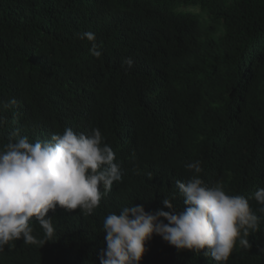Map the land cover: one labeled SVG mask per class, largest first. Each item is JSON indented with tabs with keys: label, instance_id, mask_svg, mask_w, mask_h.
I'll return each mask as SVG.
<instances>
[{
	"label": "trees",
	"instance_id": "trees-1",
	"mask_svg": "<svg viewBox=\"0 0 264 264\" xmlns=\"http://www.w3.org/2000/svg\"><path fill=\"white\" fill-rule=\"evenodd\" d=\"M88 31L99 58L77 37ZM0 117V148L16 129L35 142L99 128L123 173L91 215L57 207L53 240L11 242L0 264H100L104 218L132 203L168 211L162 199L197 160L205 183L248 198L259 217L227 264H264L252 198L264 188V0H0ZM145 249L140 264H218L155 234Z\"/></svg>",
	"mask_w": 264,
	"mask_h": 264
},
{
	"label": "clouds",
	"instance_id": "clouds-1",
	"mask_svg": "<svg viewBox=\"0 0 264 264\" xmlns=\"http://www.w3.org/2000/svg\"><path fill=\"white\" fill-rule=\"evenodd\" d=\"M77 37L90 42L91 55L101 56L95 33H78ZM123 64L131 68L134 61L125 57ZM15 104L13 98L3 106ZM5 123L6 118L0 117V126ZM12 137L16 139L10 138L0 148V252L17 240L31 245L52 241L56 230L53 216L47 215L50 211L59 207L91 215L114 182H122L121 165L115 162V152L99 128L86 133L65 127L62 133L35 142L20 137L16 129ZM185 167L192 176L186 182L177 180V191L161 201L168 211L146 212L143 205L132 203L104 218L106 247L101 249L100 264H140L153 234L177 250H204L203 255L218 264H227L237 242L250 247L247 238L258 229L259 217L249 199L227 194L222 182L205 183L200 178L203 168L199 160ZM177 198L183 199L182 211L172 203ZM252 198L264 212V188L256 190ZM34 224L43 229L44 239L34 235Z\"/></svg>",
	"mask_w": 264,
	"mask_h": 264
},
{
	"label": "rangeland",
	"instance_id": "rangeland-1",
	"mask_svg": "<svg viewBox=\"0 0 264 264\" xmlns=\"http://www.w3.org/2000/svg\"><path fill=\"white\" fill-rule=\"evenodd\" d=\"M262 42V41H261ZM260 45H261V43H260Z\"/></svg>",
	"mask_w": 264,
	"mask_h": 264
}]
</instances>
